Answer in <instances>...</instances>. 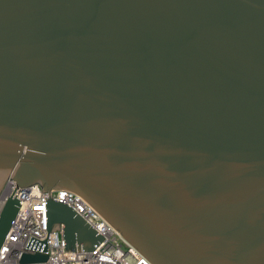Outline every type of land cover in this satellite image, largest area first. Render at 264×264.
Returning a JSON list of instances; mask_svg holds the SVG:
<instances>
[{
  "label": "water",
  "instance_id": "1",
  "mask_svg": "<svg viewBox=\"0 0 264 264\" xmlns=\"http://www.w3.org/2000/svg\"><path fill=\"white\" fill-rule=\"evenodd\" d=\"M7 180L78 196L149 264H264V0H0ZM47 226L102 241L51 199Z\"/></svg>",
  "mask_w": 264,
  "mask_h": 264
},
{
  "label": "built area",
  "instance_id": "2",
  "mask_svg": "<svg viewBox=\"0 0 264 264\" xmlns=\"http://www.w3.org/2000/svg\"><path fill=\"white\" fill-rule=\"evenodd\" d=\"M42 191L37 185L19 189L13 180H7L0 197V210L8 197L17 199L19 207L0 248V264H20L22 255L43 253L44 248L47 260L37 264H149L136 250L124 244L78 196L65 191ZM50 199L69 206L102 237L93 251L69 252L60 226L48 232L47 201Z\"/></svg>",
  "mask_w": 264,
  "mask_h": 264
},
{
  "label": "rangeland",
  "instance_id": "3",
  "mask_svg": "<svg viewBox=\"0 0 264 264\" xmlns=\"http://www.w3.org/2000/svg\"><path fill=\"white\" fill-rule=\"evenodd\" d=\"M5 186H6V182L4 183V185H3L2 189H1L0 197H1V195H2V193L4 191V189H5Z\"/></svg>",
  "mask_w": 264,
  "mask_h": 264
},
{
  "label": "bare ground",
  "instance_id": "4",
  "mask_svg": "<svg viewBox=\"0 0 264 264\" xmlns=\"http://www.w3.org/2000/svg\"><path fill=\"white\" fill-rule=\"evenodd\" d=\"M118 234V233H117ZM118 236H119V238H120V235L118 234ZM122 240V239H121ZM124 243V242H123ZM74 252V251H73ZM76 252H78V251H76ZM80 252V251H79Z\"/></svg>",
  "mask_w": 264,
  "mask_h": 264
}]
</instances>
